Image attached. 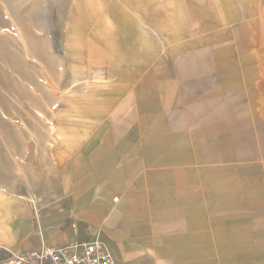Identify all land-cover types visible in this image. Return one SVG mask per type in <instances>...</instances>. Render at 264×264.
Returning a JSON list of instances; mask_svg holds the SVG:
<instances>
[{
  "label": "crops",
  "instance_id": "obj_1",
  "mask_svg": "<svg viewBox=\"0 0 264 264\" xmlns=\"http://www.w3.org/2000/svg\"><path fill=\"white\" fill-rule=\"evenodd\" d=\"M101 7L108 36L68 67L92 69L106 114L52 206L0 182V264L96 240L114 264H264V0Z\"/></svg>",
  "mask_w": 264,
  "mask_h": 264
},
{
  "label": "rangeland",
  "instance_id": "obj_2",
  "mask_svg": "<svg viewBox=\"0 0 264 264\" xmlns=\"http://www.w3.org/2000/svg\"><path fill=\"white\" fill-rule=\"evenodd\" d=\"M103 1L0 0V52L8 53V61L0 60L3 83L19 86L20 77L36 82L33 73L44 67L50 71L52 80L61 84L57 85V91L47 92L46 102L43 99L35 101L44 114L37 118L40 124L25 116L36 132L37 142L26 132L21 133L0 112V134L5 135L6 141L0 136V182L13 186L16 180H21L24 185H32V200L40 199L39 203L49 199L50 206L55 204L56 194L61 191L59 169L64 171L77 145L91 132L89 128H93L95 118L106 114L103 110L109 105L101 102L97 86L89 82L92 69L89 73H75L69 68L92 64L90 56L84 54L86 48H92L96 34L108 36L110 20L101 11ZM100 14L103 15L101 19ZM99 35L96 36L100 38ZM21 36L27 41L25 46ZM11 68L17 72L10 73ZM85 90L86 95L74 96L69 104L71 96ZM46 103L48 111L44 109ZM8 106L7 99L0 93V107ZM9 115L14 116L13 113ZM46 123L55 129L53 138L46 136L45 129L40 127Z\"/></svg>",
  "mask_w": 264,
  "mask_h": 264
},
{
  "label": "bare ground",
  "instance_id": "obj_3",
  "mask_svg": "<svg viewBox=\"0 0 264 264\" xmlns=\"http://www.w3.org/2000/svg\"><path fill=\"white\" fill-rule=\"evenodd\" d=\"M21 40L25 46L26 40L23 39L22 36H21ZM7 54L8 53L0 52V60L8 61ZM27 56L31 57V55L29 53L27 54ZM10 64H11V62H10ZM30 70H32V69H30ZM14 72H17V71L14 68H11L10 73H14ZM8 76H9V74H8ZM33 76L35 77L36 82L35 81L34 82L36 84L32 80L20 77L19 86H18V84L15 86L14 83H12V84L6 83L5 84V83H3L4 80H2L0 77V93L5 96V98L7 99V103L9 104L8 108L0 107V112L2 115L6 116L8 121H10V123H12L14 125V127L18 128L21 133L26 132V134H28L30 136V138H32L33 140H35L37 142L36 132L32 128V126H29V123H28V121H26V119L28 118L32 122L36 121L37 124H40L37 121V118L38 119L42 118L41 116L44 114L41 110V107L38 106L35 103V101L39 100V99H43L46 102L47 94L50 92L57 91V85H61V84L59 82L57 83L56 81L52 80L50 71L44 67H42L41 71H39L37 73H33ZM31 98H33V99H31ZM10 101L12 104L10 103ZM44 109L48 111L49 110V104L46 103ZM20 112L21 113L24 112V114L20 115L19 114ZM9 113L11 115L13 113L14 116L13 115H12L13 117L10 115L8 116ZM25 116H27L26 119H25ZM40 127L45 129V131L47 133L46 136L49 135V137H52V135L54 134L55 129L51 125H48L46 123V126H40ZM0 136H1L2 140L4 142H6L5 141V135H3V133H2V134H0ZM48 143H49V141H47L45 144L47 145ZM12 154H14V153H12ZM19 170H20V172H22L21 167H19Z\"/></svg>",
  "mask_w": 264,
  "mask_h": 264
},
{
  "label": "built area",
  "instance_id": "obj_4",
  "mask_svg": "<svg viewBox=\"0 0 264 264\" xmlns=\"http://www.w3.org/2000/svg\"><path fill=\"white\" fill-rule=\"evenodd\" d=\"M12 264H114L110 252L99 241L82 245H51L13 253Z\"/></svg>",
  "mask_w": 264,
  "mask_h": 264
}]
</instances>
